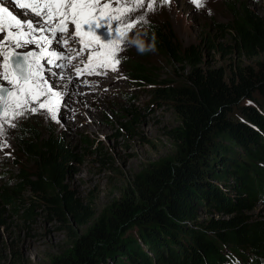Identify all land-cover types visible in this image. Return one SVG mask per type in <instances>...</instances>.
Returning a JSON list of instances; mask_svg holds the SVG:
<instances>
[{"label":"trees","instance_id":"16d2710c","mask_svg":"<svg viewBox=\"0 0 264 264\" xmlns=\"http://www.w3.org/2000/svg\"><path fill=\"white\" fill-rule=\"evenodd\" d=\"M224 4L228 19L213 32L225 34L228 44L205 35L182 46L167 22L141 27L155 57L178 70L164 88L143 60L131 61L128 71L153 85V97L170 101L179 118L167 132L175 153L134 174L131 190L105 213L95 215L66 184L79 159L75 148L52 133L21 128L19 148L32 170L13 187L0 186V223L8 209L27 220L16 194L28 187L72 242L48 264H264V216L254 212L264 200V14L244 0ZM213 49L237 59L226 68L207 65ZM83 144V150L90 145ZM205 202L228 216L190 224Z\"/></svg>","mask_w":264,"mask_h":264},{"label":"rangeland","instance_id":"374dc122","mask_svg":"<svg viewBox=\"0 0 264 264\" xmlns=\"http://www.w3.org/2000/svg\"><path fill=\"white\" fill-rule=\"evenodd\" d=\"M225 1L198 0L202 6L197 7L192 0H170L163 5H159L157 0L156 9L147 14V20L167 22L182 46L199 43L205 35L228 44L225 34L213 32V25L224 23L228 19ZM244 2L253 11L264 14V0ZM141 12L142 9H138L129 15L135 19ZM137 29L143 50L138 51L135 46H128L126 51L120 52L118 55L122 59L117 72L109 70L107 76L77 77L72 65L77 64L78 60H73L72 65L64 70L63 80L55 77L51 79L56 85L74 81V84L69 83L67 88L62 89L65 95L60 107L59 123L46 120L39 114L30 115L29 118L22 119L17 128H9L7 135L0 137V142L7 145L0 148V186L13 187L19 181L18 175L21 172L32 170L31 160L19 148L18 143V134L24 125H29L33 131L57 135L75 148L79 159L67 172L66 184L77 198L89 205L95 215L105 213L111 203L120 200L125 192L131 190L130 180L134 174L145 171L152 162L174 155L175 144L167 132L178 124L179 118L170 101L165 97H153V85L135 80L128 71L131 61L143 60L145 67L149 64L152 67L151 78L155 79L156 85L164 88L166 84L176 80L174 78L178 70L169 65L168 60L155 57L139 24L128 35L131 36ZM100 31L102 30H97V34ZM52 47L55 48L56 45ZM16 51L23 53L29 51V48ZM85 58L86 56L80 59ZM205 58L204 63L207 65L223 68L237 59L234 54L214 49ZM44 75L48 76L47 68ZM85 80L88 81L87 84L83 83ZM75 87L81 92L76 94ZM233 114L238 116L235 112ZM83 141L90 143L85 150L82 149ZM16 195V198L21 199L22 208L19 212L28 209L30 214L23 222L22 216L9 214V209L4 213L5 220L0 223V264H48L53 257L68 251L72 242L65 228L44 210L38 202L40 200L30 189L23 186ZM207 203L196 205L195 220H188L190 224L197 225L207 219L228 216L210 209L206 206ZM254 212L264 216V200L255 203ZM72 228L76 231L84 230V227ZM135 231L134 227L129 233L135 235Z\"/></svg>","mask_w":264,"mask_h":264},{"label":"snow or ice","instance_id":"6c2138e0","mask_svg":"<svg viewBox=\"0 0 264 264\" xmlns=\"http://www.w3.org/2000/svg\"><path fill=\"white\" fill-rule=\"evenodd\" d=\"M169 2L159 0V5ZM156 6L157 0H0V137L30 115L59 123L62 89L74 81L56 85L51 79L63 80L73 60H78L72 65L77 77L117 72L120 52L128 46L143 50L139 30L128 34L148 24L147 14ZM138 9L141 15L133 19L129 13ZM22 48L29 51H16ZM5 146L0 142V148Z\"/></svg>","mask_w":264,"mask_h":264},{"label":"bare ground","instance_id":"6f19581e","mask_svg":"<svg viewBox=\"0 0 264 264\" xmlns=\"http://www.w3.org/2000/svg\"><path fill=\"white\" fill-rule=\"evenodd\" d=\"M16 11L15 12H17V13H19V12H21V11H23V10H21V9H19V8H17V9H15ZM71 27V26H70ZM86 39H91V37L90 36H87L86 37ZM28 49V48H27ZM33 51H38L37 49H32ZM74 92L77 94V93H79V92H81V90H78V88L77 87H75L74 88Z\"/></svg>","mask_w":264,"mask_h":264}]
</instances>
